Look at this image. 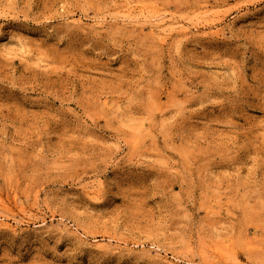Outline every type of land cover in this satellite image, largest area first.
Returning a JSON list of instances; mask_svg holds the SVG:
<instances>
[{
	"label": "rangeland",
	"instance_id": "1",
	"mask_svg": "<svg viewBox=\"0 0 264 264\" xmlns=\"http://www.w3.org/2000/svg\"><path fill=\"white\" fill-rule=\"evenodd\" d=\"M0 264H264V0H0Z\"/></svg>",
	"mask_w": 264,
	"mask_h": 264
}]
</instances>
